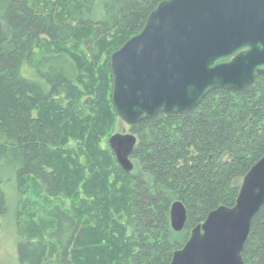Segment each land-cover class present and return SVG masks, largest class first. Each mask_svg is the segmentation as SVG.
<instances>
[{"label": "trees", "instance_id": "obj_1", "mask_svg": "<svg viewBox=\"0 0 264 264\" xmlns=\"http://www.w3.org/2000/svg\"><path fill=\"white\" fill-rule=\"evenodd\" d=\"M162 1L0 0V217L3 181L18 199L30 178L49 198H83L69 210L47 207L39 223L18 229L19 264H170L208 214L234 206L243 178L264 156V76L243 92L213 91L187 114L131 126V173L108 146L98 148L106 112L117 117L109 58ZM41 37L47 42L35 58ZM79 37L113 41L100 83L83 84L84 68L68 48ZM75 136L86 139L70 169L64 145ZM174 202L186 211L180 233L170 226ZM241 256L264 264V205Z\"/></svg>", "mask_w": 264, "mask_h": 264}, {"label": "water", "instance_id": "obj_2", "mask_svg": "<svg viewBox=\"0 0 264 264\" xmlns=\"http://www.w3.org/2000/svg\"><path fill=\"white\" fill-rule=\"evenodd\" d=\"M111 103L128 126L157 114L184 115L211 92H243L264 76V0H164L143 29L109 58ZM137 139L115 134L108 146L125 173ZM264 205V156L243 178L235 204L219 207L192 230L170 264H244L253 218ZM186 211L170 209L180 233Z\"/></svg>", "mask_w": 264, "mask_h": 264}, {"label": "rangeland", "instance_id": "obj_3", "mask_svg": "<svg viewBox=\"0 0 264 264\" xmlns=\"http://www.w3.org/2000/svg\"><path fill=\"white\" fill-rule=\"evenodd\" d=\"M66 1L67 0H63V4H65ZM69 1L74 2L76 0ZM42 42L47 41L45 38L41 37L35 43V58L41 54L40 46ZM71 44L72 46L70 45L68 48H74L73 52L77 55L84 68L82 76V80L84 82L83 84L88 86L91 84V80H96L97 83H100L102 75L105 72L107 56L111 53L113 48L112 39L108 37L104 40V43L88 42L85 44L84 38L79 37L74 39ZM101 99L103 104L101 103L98 111H101V107L106 104L105 95H102ZM87 112L91 113L89 109ZM106 113L104 122L105 130L103 131V138L100 140L98 147L103 151H106L108 139L111 136L115 134L130 133V126L125 124L118 117H111L108 111ZM85 139L86 138L80 139V137L75 136L64 145L65 152L69 151L66 159L70 158L71 160V162L68 161L70 169L74 168L73 163L75 157L82 154ZM106 170L110 169L106 168ZM3 189L7 198V212L5 215L0 217V264H19L17 244L21 239L19 238L17 231L19 228H22L26 222L30 221L33 223H39L43 219V211L47 209V207L61 204L64 208L69 210L72 206L79 207V200L83 199L82 195H79L78 198L74 199L67 197L49 198L45 195L38 181L34 178H30L28 180L26 193L20 199L17 198L15 189L11 186L9 181H3ZM123 225H126V220H123L121 226ZM127 235H129L128 229Z\"/></svg>", "mask_w": 264, "mask_h": 264}]
</instances>
